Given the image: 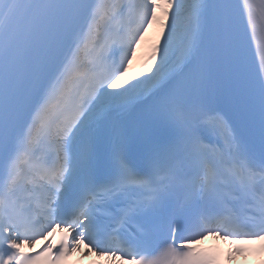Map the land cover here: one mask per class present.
<instances>
[{"label": "snow or ice", "instance_id": "obj_1", "mask_svg": "<svg viewBox=\"0 0 264 264\" xmlns=\"http://www.w3.org/2000/svg\"><path fill=\"white\" fill-rule=\"evenodd\" d=\"M208 235L264 242V0H0V264H217Z\"/></svg>", "mask_w": 264, "mask_h": 264}, {"label": "bare ground", "instance_id": "obj_2", "mask_svg": "<svg viewBox=\"0 0 264 264\" xmlns=\"http://www.w3.org/2000/svg\"><path fill=\"white\" fill-rule=\"evenodd\" d=\"M157 15H160V20L153 25H151L148 30L144 34L143 40L140 42L139 47L136 49L135 56L132 59V63L130 66V70L133 72L134 76L138 75V68L141 66L138 62H136L139 59L140 54H142V57L148 56V52L146 49H148V45L150 42L159 41L162 42V32L165 30L162 28V23L165 21V17H163V14L161 11L157 12ZM146 50V51H145ZM145 51V52H142ZM144 69V67H143ZM240 262V261H239ZM242 263V262H240ZM112 264H121L119 259H113Z\"/></svg>", "mask_w": 264, "mask_h": 264}]
</instances>
